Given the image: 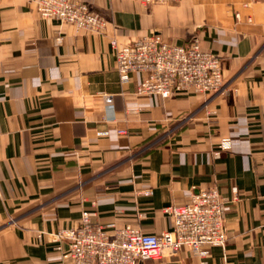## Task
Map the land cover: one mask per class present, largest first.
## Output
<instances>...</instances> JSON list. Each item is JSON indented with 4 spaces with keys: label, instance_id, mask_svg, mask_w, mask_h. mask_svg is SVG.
Listing matches in <instances>:
<instances>
[{
    "label": "crops",
    "instance_id": "crops-1",
    "mask_svg": "<svg viewBox=\"0 0 264 264\" xmlns=\"http://www.w3.org/2000/svg\"><path fill=\"white\" fill-rule=\"evenodd\" d=\"M82 1L104 33L0 0V264H74L56 234L83 211L160 233L166 206L211 186L228 198L226 245L144 264H264V0ZM150 33L216 53L224 87L163 97L140 91L142 72L123 82L111 39Z\"/></svg>",
    "mask_w": 264,
    "mask_h": 264
},
{
    "label": "built area",
    "instance_id": "built-area-1",
    "mask_svg": "<svg viewBox=\"0 0 264 264\" xmlns=\"http://www.w3.org/2000/svg\"><path fill=\"white\" fill-rule=\"evenodd\" d=\"M139 1L150 5L180 0ZM37 8L42 18L70 23L77 31L104 33L107 29V17L82 0H38ZM57 41L61 42L62 36ZM111 46L123 82L129 81L133 72L143 73L139 86L142 92L170 97L183 91L216 92L225 85L220 57L203 49L197 40L175 44L159 33H150L125 44L112 38ZM233 192L237 193V187ZM227 210L228 198L211 186L183 204L166 206L164 212L171 218L172 226L160 233L145 232L131 224L97 223L94 211H83L77 226L62 229L56 235L68 240L62 255L74 264H144L160 258L165 249L177 253L187 248L206 255L209 247H224L227 243Z\"/></svg>",
    "mask_w": 264,
    "mask_h": 264
}]
</instances>
